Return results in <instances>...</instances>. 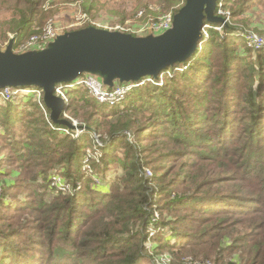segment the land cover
Listing matches in <instances>:
<instances>
[{
    "label": "rangeland",
    "instance_id": "obj_1",
    "mask_svg": "<svg viewBox=\"0 0 264 264\" xmlns=\"http://www.w3.org/2000/svg\"><path fill=\"white\" fill-rule=\"evenodd\" d=\"M181 1L180 7L169 9L165 0H43L40 9L48 13L45 18L54 19L66 32L95 26L145 37L157 36L147 29L149 24L163 15L174 17L177 11L174 9L180 10L186 0ZM11 5L14 1L5 4L0 0V51H5L12 39L14 44L17 43V35L6 31L7 20L15 15ZM42 14L38 15L39 23L45 19ZM215 15L223 21L206 20L201 48L191 60L164 70L154 82L131 88L116 105L95 101L82 85L67 86L57 95L68 103L61 118L73 127L55 123L43 94L37 91L21 88L13 90L9 98L6 91H0V198L5 199L4 195H8L7 202L2 200L6 205L0 204V253L4 251L6 264L15 261L16 264H52L53 260L59 262L61 258H68V264H97L94 262L97 257L105 262L121 261L127 257L126 248L131 241L136 244V264H246L244 259L249 253L243 249L250 240H256V249L261 247L264 228L260 235L259 226L264 225V211L251 215L221 212L229 210L233 200L224 202L226 205L221 203L219 207L208 204L210 199L192 202L207 196L205 194L221 195L218 197L232 193L250 195L251 191L261 189L252 170L245 169L248 131L242 124L247 125L244 119L252 115L253 105L242 94L237 98L231 91L226 93L229 100L225 95L222 72H219V82L210 85L216 72L212 76L204 71L207 63L217 60V56L211 57L219 48L216 44L226 43L239 54L232 64L236 75L238 65L256 63L255 72L264 78V48H253L248 39L251 33L264 39V0H217ZM44 25L34 24V33L44 31L47 27ZM21 37L26 38L27 33ZM28 38L14 45L15 53H20L19 46ZM250 75L248 70L243 71L240 91L243 90L245 95L249 94L250 86L256 84L258 88L257 81L253 80L255 77ZM210 76L212 78L208 80ZM235 78L229 84L235 86ZM208 87L211 90L206 92ZM137 88V94L128 96ZM157 95L166 100L164 105L156 101ZM131 103L134 106L130 107ZM177 103L182 105L176 106ZM223 103L225 110L220 111ZM165 106H169L167 111L173 115L162 116L158 125L147 129L148 124L158 123L154 109L162 111ZM184 107L189 110L187 116H198L196 112L200 111L210 120L196 124L189 122L194 125L182 126L181 136L196 126L203 127V131L208 130L207 137L215 139L211 145L222 144L220 150L215 151L216 155L211 152L202 155L200 151H205L207 144L198 142L200 139L190 133L189 139L193 142L189 144L175 143L174 137L163 134L166 131L172 133L166 127L172 125L173 116L177 119L187 117ZM9 108L11 110L7 111ZM228 112L229 118L237 120L236 124L232 126L225 119L221 126L217 117L223 119ZM8 115L14 119L10 123L6 122ZM140 128L146 129L144 135L152 131L159 135L139 140ZM228 133L235 140L220 142ZM66 139L77 141L75 146L81 147L76 157L78 167L66 161L69 153L64 148L68 143ZM183 149L184 152L176 155L175 151ZM132 157L137 160L136 172L140 177L159 180V183L147 184L150 204L146 209L150 222L143 224L141 217L132 218L131 211L124 215L127 210L124 206L122 211H100L88 222L87 237L78 248L79 255L63 254L61 250H69V247L65 245L61 227L68 217L64 215L58 224H50L47 213L63 204L68 196L77 194L80 211L72 228L77 233L83 227L82 221L90 216L89 206L109 204L113 185H126ZM67 164L73 166L75 172L81 170L90 181H79L75 190L76 178L67 176ZM220 175H237V178L216 182ZM125 191L121 187L119 193ZM257 196L264 203V192L259 191ZM179 198L183 199L177 202L181 206L170 208V204ZM116 199L121 203L125 195H117ZM104 225H109L110 230L102 228ZM105 233L123 241L127 238L129 243L125 246L117 243L96 257L88 254L94 247L90 238ZM245 235L250 239L243 241Z\"/></svg>",
    "mask_w": 264,
    "mask_h": 264
},
{
    "label": "trees",
    "instance_id": "obj_2",
    "mask_svg": "<svg viewBox=\"0 0 264 264\" xmlns=\"http://www.w3.org/2000/svg\"><path fill=\"white\" fill-rule=\"evenodd\" d=\"M3 3L7 4V2L9 0H2ZM14 1V5H11L10 8L15 10V15L12 16L9 20H7V24L9 25L8 27H6V31L17 35L16 39H17V43H20L21 41H23L24 39L28 38L29 36H31V34H33L35 32V27L34 24H41L44 25L50 18H45L48 13L42 12L40 7L42 6L43 0H11ZM75 1V0H73ZM167 2V8H172L174 6H179L181 4V0H165ZM94 2H96V0H94ZM186 2V1H185ZM180 7V6H179ZM18 10H21V13L18 12ZM177 10L174 15L179 11L178 9H174ZM41 13L43 18H45L41 23H39L38 21L40 20L38 15L41 16ZM42 19V18H41ZM5 29V28H4ZM27 33V37H21L23 36V34ZM214 34V33H213ZM24 38V39H22ZM19 40V41H18ZM14 44V45H16ZM219 47L216 50V53H213L211 55V57L214 58L217 56V60L215 61L213 59L212 64L207 63L208 67L207 70L205 69L204 73L210 72L211 75H214V71L216 72L215 74V79L212 80V82L210 83V85H213L214 83H218L219 79V72H222V79L224 81V87H225V95L227 92L231 91L236 93V97L238 98L240 96V94H242V96L251 101L252 105H253V110H252V115H250V118L244 119V122H246L247 125L242 124V127H244L245 130L248 131V143H246L247 148L246 150H249L246 153V170L251 171V174H255L253 175V177H255V179H257L258 183L261 185L260 186V192L261 194H263L264 192V84H263V79H261V75L260 73L255 72L256 69V63H246V64H240L238 65V75H236V72L234 71L232 64L237 60V56H239L238 53H236L237 51H235V48L229 44L223 43L220 45L216 44V47ZM209 51V50H208ZM207 51V52H208ZM206 54V53H205ZM196 55V54H195ZM193 55V57L195 56ZM192 57V58H193ZM191 60V59H190ZM220 60V61H219ZM258 69V68H257ZM244 70H248L251 75L250 76H254L253 80L257 81L258 83V88L255 86L256 84H254V86H250L249 89L250 92L249 94L245 95L244 91H240L241 89V85L243 84V71ZM253 74V75H252ZM212 76L209 77L208 80H210L212 78ZM235 81H236V85L234 86L233 84H229L230 80L233 79V77H235ZM147 87H149V85H147ZM166 87H168V85H166ZM206 88V87H205ZM257 88V89H256ZM209 89V91L211 90L209 87L206 89V92H208L207 90ZM138 92V88L135 89L133 92H131L128 96L130 95H135ZM203 93V92H200ZM199 93V94H200ZM207 95L206 93L204 94V96ZM224 95V94H223ZM127 96V97H128ZM227 97V95H226ZM197 98V97H196ZM230 100V96L227 97ZM223 96L224 101H226V99ZM127 99V98H126ZM125 99V100H126ZM156 101H158V103L160 104H165L166 100H162L161 96L157 95L156 96ZM213 98L211 97V100ZM204 100V99H203ZM207 100H209V98H207ZM228 100V101H229ZM96 101V100H95ZM202 101V100H201ZM181 102V101H179ZM238 100L235 101V105L238 104ZM98 103V102H97ZM203 103V101H202ZM132 104V105H131ZM130 107L134 106V103H131ZM178 105H182V103H177L176 106ZM169 106H165L163 107L162 111H158L157 109H154V114L158 116V118L156 119L155 122H158L156 124H148V128L152 127V126H156L160 123V121H158L159 118H161L162 116H172L173 112L167 111V108ZM185 111L184 115L187 116L186 113H188L189 110H187V107H184ZM144 109V108H143ZM230 109V108H229ZM228 109V111H229ZM11 110V108L7 109ZM225 110V105L224 103L222 104L221 110L220 111H224ZM172 111H174V109H172ZM196 114L198 116H194L192 114L188 115L186 118L184 119H177L176 117H172L173 119H171L170 121L172 122V125H167L168 127H166V130L170 129L172 131V133H170L169 131L166 132H162L163 134L166 135H170L172 137L175 138V143H192V139H189V133L191 135H195L196 139H200L198 142H203L204 144H207V147L205 151H200L202 152V155H207L209 154L208 152H211L212 154L216 155L217 153L215 151H219L222 144L218 145V146H214L211 145V143L215 140H211L210 137H207L206 133L208 130L203 131V127H199L196 126L195 128L192 129L191 132L186 133L184 135V137L181 136L182 131L180 130V128L182 126L187 127L188 125L190 126L191 123L189 122H194V124L196 123H200L199 121H209V118H206V116H204L200 111H197ZM229 112L225 115V117L222 119L220 117H217L218 123L221 124L225 121V119L228 120L229 124L234 126L236 124V119L235 118H229L228 117ZM17 118L20 119V115L17 114L16 115ZM196 117V118H194ZM14 119L11 116H7L6 122L10 123L12 122ZM196 120H198L197 122H195ZM183 121V123H182ZM191 124V125H194ZM40 125L44 126V123H41ZM146 129H139L138 130V136H139V140H142L144 137L146 136H150V135H159V133H157L156 131H152L149 134H145L143 133V131ZM233 131V130H231ZM220 134V132L218 133ZM185 138V139H184ZM216 138V137H215ZM68 143H66V145L64 146L65 149H67L66 151L69 152L66 155V161L69 164H73V166L78 167V158H76L78 156V153L81 150L80 146H75L78 145L75 140H70V139H66ZM229 140H235L234 136L231 133H228L227 135H224L221 138L220 142H226ZM204 147V146H202ZM225 149V148H222ZM176 155H179V153L184 152V149L182 151H175ZM194 153H197V151H195ZM199 154V155H201ZM76 158V159H75ZM75 159V160H74ZM136 158L132 157L131 158V162H129V165L131 166V168L128 169V175L125 179L126 185H121L120 183H116L114 184V188L112 191V194L110 195V201L109 204H105V205H98V207H92L89 206V213L90 216L89 218H85L82 221V225L83 227L77 231V233H74V231L76 230H72L73 226H74V222L76 220V215L79 213L80 210H78V206L81 204L80 203V198H78L77 194L73 195V196H68V199H64V203L61 205H56L54 208H52L48 213L46 218H48L49 223H54V224H58V222L61 221V219L63 218L64 215H67V221L62 225L61 229L63 230L64 233V237H65V245L67 246L68 249H64L61 250L63 254H68L69 256H75L76 254L79 255V250L78 248L80 247L81 244H83L84 239L87 237V228H88V222L94 218L100 211H106L108 209H112V210H116V211H122L121 207L124 206L126 207V211L124 213V215H126L127 212L131 211L132 212V218H137V217H141L142 223L145 224L146 222H150V218H149V213L148 210L146 209L149 204H150V198L147 194L148 191V187L147 184L150 182H155V183H159V180L151 177V178H144V177H140L139 173H137L136 171ZM73 166H69L67 164L66 167V173L68 177H75L76 178V182L73 185L74 189L76 190L78 188V184L79 181H90V179L88 177H86V175H84L82 173L81 170H78L77 172L73 171L72 167ZM185 174H181V176H184ZM237 175H231V176H223L220 175L218 176L215 181L216 182H223L226 180H230V179H236ZM252 177V178H253ZM93 184V183H92ZM94 185V184H93ZM93 187V186H91ZM121 187L126 189L125 192L123 193H119V190H121ZM86 188H89V186H87ZM259 191L258 189H255L254 191H251V194L248 195V193H244L239 195L237 194H227L224 195L225 197H218L221 196L219 194H205L207 196L204 197H200L197 198L195 200H193L192 202H197L200 200H204V199H210V202L208 204H212L214 206L219 207L218 205L223 203L224 205H226L227 203L224 202H230V200H233L232 202H230L231 204L229 206V210H221V212H227V211H233V212H238L244 215H251L254 213H260L262 211H264V203L261 202V200L259 199V197L257 195H259ZM62 194V193H60ZM117 195H125V200L121 203L117 202L116 196ZM5 199L0 198V204L2 205H6V203H3V201L8 200V195H4ZM183 199L179 198L177 200H174L171 204H170V208H174L176 206H181L180 204H177V202H181ZM95 206V205H94ZM19 208H23V207H18ZM219 213H221L220 211H218ZM80 216V215H79ZM79 217H77L78 219ZM149 220V221H148ZM102 228L106 229V230H110V226L109 225H104L102 226ZM264 228V225H260L259 226V230L261 231L262 235V230ZM258 233V232H257ZM260 237V236H259ZM14 238V237H13ZM130 239L132 240V237H130ZM247 239H250L249 235H245L244 237H242L243 241H246ZM15 240V239H14ZM92 245L94 246L91 251H88V254H93L95 257L99 256L100 254H104L106 253V251L111 248L112 246H115L117 243L120 244L121 246H125L126 243H129L127 238L124 239H120V238H115L112 237L111 233L108 234H98L95 235L93 237L90 238ZM119 240V242L117 241ZM264 236L261 237V247H259L258 249H256V244L257 242H255L256 240L251 239L249 245H246L244 247V251L249 253V256L244 259L246 264H264ZM135 242L131 241V243L128 244L127 246V257H125L124 259H122L121 261H111V262H105L103 260H101L99 257H97V259H95V263L97 264H136L137 263V256L136 253L134 252V247H135ZM160 247V244H158ZM16 247V246H15ZM158 247V246H156ZM73 248V249H72ZM124 247H122V252H124ZM256 251V253H255ZM87 254V253H86ZM7 259H6V255L4 254V251H2L0 253V264H6ZM69 259H63L61 258L60 261H55L53 260L52 264H68ZM8 263V262H7ZM17 262H11V264H16Z\"/></svg>",
    "mask_w": 264,
    "mask_h": 264
},
{
    "label": "water",
    "instance_id": "obj_3",
    "mask_svg": "<svg viewBox=\"0 0 264 264\" xmlns=\"http://www.w3.org/2000/svg\"><path fill=\"white\" fill-rule=\"evenodd\" d=\"M217 0H186L174 15L173 26L154 36H134L90 26L66 32L46 48L15 53L14 41L0 51V91L5 88H37L42 91L51 119L57 124L73 125L62 119L68 108L56 94L58 85L70 83L85 73L103 79L113 87L116 82L157 78L163 70L189 61L200 48L206 20L221 22L215 15Z\"/></svg>",
    "mask_w": 264,
    "mask_h": 264
},
{
    "label": "built area",
    "instance_id": "obj_4",
    "mask_svg": "<svg viewBox=\"0 0 264 264\" xmlns=\"http://www.w3.org/2000/svg\"><path fill=\"white\" fill-rule=\"evenodd\" d=\"M173 18L174 17L171 15H163L158 20L156 19L154 20V22L149 24L147 29L150 30L151 33L160 35L166 32L167 30H169L170 28H172ZM45 25L44 26L46 27V29H44V31H42L39 34H36L37 32L32 34L31 36H29V38L26 41H24L19 46L18 49L20 50V53L44 49L51 42L55 41L58 36L66 33L64 29L59 28L60 25H57L54 19H49L45 23ZM248 39L253 44L252 46L253 48L257 50L264 48V39L259 38V36H257L256 34L251 33ZM13 51L15 52L14 46H13ZM154 80H156V78L147 77L134 82H123V83L116 82L113 87H109L103 83V80L100 77L88 73L78 77L73 82L58 85L56 89V94L62 93V91L69 85H74V86L77 85L79 87L82 85L90 93V95L99 103H108L111 105H116L117 102L125 98L126 94L131 90V88L133 89L135 87H139L141 85L146 84L147 82H154ZM17 89H21V88L10 87V88H5L2 91H6V96L9 98L13 94L12 91ZM28 89H32L33 92L37 91L38 93L43 94L42 91L37 88H28ZM7 97L5 98L7 99ZM65 103L68 104L66 101Z\"/></svg>",
    "mask_w": 264,
    "mask_h": 264
},
{
    "label": "bare ground",
    "instance_id": "obj_5",
    "mask_svg": "<svg viewBox=\"0 0 264 264\" xmlns=\"http://www.w3.org/2000/svg\"><path fill=\"white\" fill-rule=\"evenodd\" d=\"M201 44H202V43H200V48H201ZM163 71H164V70H163ZM163 71H162V72H163Z\"/></svg>",
    "mask_w": 264,
    "mask_h": 264
}]
</instances>
